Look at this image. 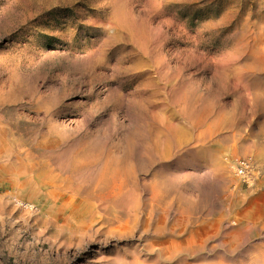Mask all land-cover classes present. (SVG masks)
<instances>
[{
    "label": "rangeland",
    "instance_id": "rangeland-1",
    "mask_svg": "<svg viewBox=\"0 0 264 264\" xmlns=\"http://www.w3.org/2000/svg\"><path fill=\"white\" fill-rule=\"evenodd\" d=\"M0 264H264V0H0Z\"/></svg>",
    "mask_w": 264,
    "mask_h": 264
},
{
    "label": "built area",
    "instance_id": "built-area-1",
    "mask_svg": "<svg viewBox=\"0 0 264 264\" xmlns=\"http://www.w3.org/2000/svg\"><path fill=\"white\" fill-rule=\"evenodd\" d=\"M234 164L238 175L242 177H247L251 165L250 159L245 157H240L235 160Z\"/></svg>",
    "mask_w": 264,
    "mask_h": 264
}]
</instances>
